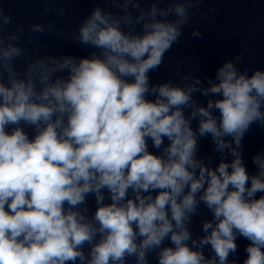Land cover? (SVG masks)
<instances>
[{
	"label": "clouds",
	"instance_id": "1",
	"mask_svg": "<svg viewBox=\"0 0 264 264\" xmlns=\"http://www.w3.org/2000/svg\"><path fill=\"white\" fill-rule=\"evenodd\" d=\"M108 3L71 32L84 56L30 55L55 23L10 31L0 6V264H238L241 238L239 264H264V148L254 172L243 150L264 129V68L237 55L153 82L203 0Z\"/></svg>",
	"mask_w": 264,
	"mask_h": 264
}]
</instances>
